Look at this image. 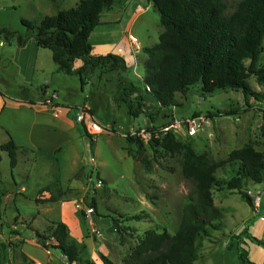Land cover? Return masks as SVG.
Masks as SVG:
<instances>
[{
  "label": "rangeland",
  "instance_id": "obj_1",
  "mask_svg": "<svg viewBox=\"0 0 264 264\" xmlns=\"http://www.w3.org/2000/svg\"><path fill=\"white\" fill-rule=\"evenodd\" d=\"M239 1L231 0L232 6ZM79 2L0 0V26L24 36L22 21L38 28L44 18L72 9ZM162 31L160 14L153 6L133 28L141 49L142 38L149 47L156 46ZM94 40L95 37L90 38V43ZM140 54L144 59V52ZM258 67H264V53ZM138 73L145 74L143 62ZM72 76L69 97L60 95V100L75 105L76 111L88 106L89 113L106 132L90 137L82 127L83 132L51 159H37L25 150L14 171L8 154L0 149V264H68L61 251L52 247L51 240L48 249L27 244L28 240L38 243L36 232L49 237L60 223L66 225L69 238L79 246L81 260L77 264H104L103 257L112 264H124L147 230L166 229L175 235L194 187L182 176L179 157L164 153L154 157L149 147L152 140L138 135L142 130L144 135L160 133L174 120L201 116L207 121L197 136L190 138L185 127L173 132L179 142L190 144L198 154L221 162L249 144L264 153V100H247L242 91H217L205 97L198 84L186 96L176 94L175 105L162 112H157L160 105L157 107L156 100L149 96L146 113L133 118L119 100L117 73L95 70L86 77L85 85L80 76ZM248 85L253 91L264 93V85L255 77L248 80ZM1 87L7 94L17 93L15 87ZM88 101L93 107L84 105ZM226 112L233 114L225 115ZM129 137L140 139L145 147L133 146L129 153ZM6 141V133L0 130V145ZM238 171L237 165L227 164L217 172V178L228 182ZM91 177L103 180V188H91ZM46 187L50 191H42ZM256 189L262 193L258 209L254 204L248 205L238 191L214 190L215 206L222 218L200 235L195 264H237L238 247L248 252L251 262L264 264V247L253 241L256 238L264 242V183L245 179L246 193ZM34 199L38 200L37 205ZM87 207L95 210L92 218L86 214ZM136 215L141 216L140 221L132 219ZM23 247L32 260L23 254Z\"/></svg>",
  "mask_w": 264,
  "mask_h": 264
},
{
  "label": "trees",
  "instance_id": "obj_2",
  "mask_svg": "<svg viewBox=\"0 0 264 264\" xmlns=\"http://www.w3.org/2000/svg\"><path fill=\"white\" fill-rule=\"evenodd\" d=\"M115 1L80 0L76 7L44 18L38 28L22 21L26 28L24 36L0 26V39L7 42L15 39L24 47L34 38L39 48L52 52L61 72L80 76L82 85L95 70L117 73L121 86L119 100L133 118L146 113L142 94L147 87L160 105L157 112L173 107L176 94L186 96L198 84L205 97L217 91L235 90L242 91L247 100H264V93L253 91L248 85L251 77L264 85V67H258L264 53V0H241L234 7L231 0H149L160 14L163 33L156 46L145 50L148 60L144 88L137 87L125 76L128 67L124 58L116 54H93L91 35L101 25L102 15L113 9ZM78 61L82 65L76 69ZM230 114L233 113H225ZM127 144L129 153L133 146L145 147L140 139L133 137L127 139ZM149 147L154 157L161 153L179 157L182 176L194 187L193 196L184 208L175 235L166 229L147 230L124 264H195L200 235L222 218V212L215 206L214 190L238 191L253 207L252 198L244 191V181L264 183V153L249 144L233 151L228 160L215 162L198 154L190 144L179 142L173 132L153 138ZM0 149L8 154L14 171L25 149L18 148L11 138ZM227 164L237 165L239 169L228 182L217 178V172ZM144 169L148 167L144 165ZM132 219L140 221L141 216ZM36 235L45 249L53 239L52 247L61 251L68 264L80 262L79 246L69 238L65 224H57L49 237L38 232ZM253 241L264 247V242L256 238ZM237 251V264H255L248 259L246 250L238 247ZM103 261L112 264L107 257Z\"/></svg>",
  "mask_w": 264,
  "mask_h": 264
},
{
  "label": "crops",
  "instance_id": "obj_3",
  "mask_svg": "<svg viewBox=\"0 0 264 264\" xmlns=\"http://www.w3.org/2000/svg\"><path fill=\"white\" fill-rule=\"evenodd\" d=\"M152 6L153 4L149 0H116L113 9L102 15L101 25L92 33L93 39L95 37V42H92L93 54L103 56L116 54L124 58L128 67L125 76L137 87L140 85L136 84L138 81L135 79L141 81L144 86L145 74L141 76L138 69L141 62L145 67L148 60L145 50L151 47L148 46L147 40L142 38L140 40L144 44L142 49L136 51L133 48L132 39L137 40L133 34V28L142 16L150 12ZM143 52L144 59L140 54ZM81 65L82 62L78 61L75 68L77 69ZM69 81L71 83L74 81L73 76L61 72L53 61L52 52L39 48L34 38H31L24 47H20L15 39L7 42L1 38L0 130L7 135L5 143L11 138L18 148L25 149L37 159L54 158L68 147L73 137L83 132V125L75 121L78 113L75 110L76 106L63 103L60 100V95L69 97ZM1 86H5L7 89L15 87L17 93L15 95L7 94L5 91L3 92ZM119 89L121 90V88ZM145 92L146 90L142 97L147 103L151 101L149 96L153 97L149 93L146 95L147 92ZM45 98L61 108L57 116L53 112L43 110L42 105ZM84 105L93 107L94 104L88 101ZM157 107H159L158 103ZM146 108L145 105V112ZM37 199H34L36 205ZM28 243L39 245L36 240H28ZM22 252L32 260L25 247Z\"/></svg>",
  "mask_w": 264,
  "mask_h": 264
},
{
  "label": "built area",
  "instance_id": "obj_4",
  "mask_svg": "<svg viewBox=\"0 0 264 264\" xmlns=\"http://www.w3.org/2000/svg\"><path fill=\"white\" fill-rule=\"evenodd\" d=\"M132 46L136 51L141 50L139 43L137 42V40L132 39ZM146 92L150 94L151 89L149 87L146 88ZM42 108L44 111L46 112H53L56 114V116L60 113L61 108L55 104L53 101L51 100H47L43 105ZM90 112V108L88 106L81 108L75 118V121L80 124L83 125L84 130L86 131V133L90 136V137H96L99 136L103 133H105V129L102 125H100L93 117L92 115L89 113ZM88 119V120H87ZM206 121L204 117H195V118H191V119H187L185 121H179V120H174V122L167 127H164L160 133H156L153 132L151 134H145V131H141L139 132L138 135L142 136L145 139H157L160 136H164L169 132H178L180 131L183 127L186 128V134L190 137L193 138L195 136L198 135V133L200 132L202 126H204L206 124ZM89 185L91 188H96V189H100L103 188L104 183L103 180L97 178L96 181L94 180V177H91L89 179ZM247 195L252 198L253 200V204L254 207L256 209H258V207H260L261 205V196L262 193L260 190L256 189L254 191L252 190H248L247 191ZM80 207V206H79ZM86 214L89 216V218H92V215L94 214V208L93 207H87L85 209ZM51 241L54 240L51 239ZM50 242H48L47 244H49Z\"/></svg>",
  "mask_w": 264,
  "mask_h": 264
}]
</instances>
